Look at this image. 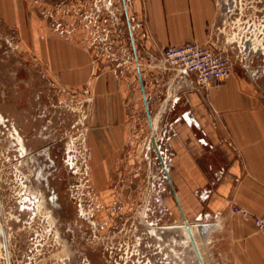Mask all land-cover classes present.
Masks as SVG:
<instances>
[{
    "label": "rangeland",
    "instance_id": "1",
    "mask_svg": "<svg viewBox=\"0 0 264 264\" xmlns=\"http://www.w3.org/2000/svg\"><path fill=\"white\" fill-rule=\"evenodd\" d=\"M131 2L0 0V264H198L164 171L177 152L174 121L197 87L179 85L141 44L145 23ZM214 4L208 39L228 49L229 77L253 98L250 78L237 74L236 41L250 20L264 38V0ZM76 64L84 77L63 81ZM201 191L187 220L199 223L205 263L240 264L222 221L240 216L238 205L205 221Z\"/></svg>",
    "mask_w": 264,
    "mask_h": 264
},
{
    "label": "crops",
    "instance_id": "2",
    "mask_svg": "<svg viewBox=\"0 0 264 264\" xmlns=\"http://www.w3.org/2000/svg\"><path fill=\"white\" fill-rule=\"evenodd\" d=\"M131 6L145 23L141 44L160 54L168 45L205 43L215 17L214 0H133ZM76 66L73 72L60 70L59 77L68 83L81 80L84 72ZM50 67L59 65L51 60ZM228 77L219 86L189 91L187 106L174 121L180 134L173 140L177 152L168 171L186 219L200 204L196 190L205 191V221L234 205L251 213L264 209V107L245 95L234 76ZM140 95L142 99L141 90ZM142 104L144 108L143 99ZM204 150L205 160L200 162ZM240 216L233 222L223 217V237L234 241L240 264H264V235L249 218Z\"/></svg>",
    "mask_w": 264,
    "mask_h": 264
},
{
    "label": "built area",
    "instance_id": "3",
    "mask_svg": "<svg viewBox=\"0 0 264 264\" xmlns=\"http://www.w3.org/2000/svg\"><path fill=\"white\" fill-rule=\"evenodd\" d=\"M161 59L164 65L174 70L178 78L195 87L219 85L230 75L235 64L228 49L211 38L205 43L187 41L168 45L162 49ZM237 210L264 235V209L259 213H251L238 206Z\"/></svg>",
    "mask_w": 264,
    "mask_h": 264
},
{
    "label": "flooded vegetation",
    "instance_id": "4",
    "mask_svg": "<svg viewBox=\"0 0 264 264\" xmlns=\"http://www.w3.org/2000/svg\"><path fill=\"white\" fill-rule=\"evenodd\" d=\"M248 18H245L247 20ZM251 26L248 34L239 32L236 41L237 74L239 78L249 77L252 84L253 100L264 106V38L259 40L254 31L255 25L250 20ZM247 26H249V24Z\"/></svg>",
    "mask_w": 264,
    "mask_h": 264
},
{
    "label": "water",
    "instance_id": "5",
    "mask_svg": "<svg viewBox=\"0 0 264 264\" xmlns=\"http://www.w3.org/2000/svg\"><path fill=\"white\" fill-rule=\"evenodd\" d=\"M124 9H125V13H126V16H127V11H126L125 3H124ZM128 26H129V22H128ZM129 34L131 35L130 27H129ZM131 42L133 43L132 37H131ZM136 70H137V74H138V81H139L140 90H141V94H142V99H143V103H144L146 120H147L148 126L151 127L150 111H149V107H148L147 97H146V94H145V91H144V87H143V82H142V77H141V73H140V68H139L138 65L136 66ZM152 140L154 142V140H155L154 137H152ZM154 145H155V150H156L157 157H159V160H160L161 164L164 166V161H163V159H162V157H161V155L159 153V149H158V147H157V145H156L155 142H154ZM164 171H165V174L167 176V179H168L169 185L171 187V190L173 191V195H174L176 204L178 206V209H179V211L181 213V217H182L183 221H185L187 219H186V217H185V215L183 213L182 207H181L180 202H179V200L177 198V195H176V192L174 190V187H173V185L171 183V180L168 177V173H167L165 167H164ZM191 241H192L193 247L196 250L197 257H198L200 263L203 264V261L201 259V255H200L199 251L197 250V246L195 244L194 239L192 238V235H191Z\"/></svg>",
    "mask_w": 264,
    "mask_h": 264
},
{
    "label": "bare ground",
    "instance_id": "6",
    "mask_svg": "<svg viewBox=\"0 0 264 264\" xmlns=\"http://www.w3.org/2000/svg\"><path fill=\"white\" fill-rule=\"evenodd\" d=\"M133 45H134V49H135V51H136V45H135V42H134V39H133ZM135 54V53H134ZM138 55V54H137ZM150 119H151V128L153 129V128H155L156 127V124H157V118H156V116H154L153 114H150ZM155 139V138H154ZM151 141V140H150ZM152 142V144L155 142L156 143V140H154V142H153V140L151 141ZM159 153H160V151H159ZM160 155H161V153H160ZM161 157H162V155H161ZM159 158V157H158ZM162 159H163V157H162ZM163 161H165V160H163ZM161 163V162H160ZM166 163H164V165H165ZM165 169H166V171H167V173H168V177L170 178V173H169V171L167 170V166H165ZM165 177L167 178V176L165 175ZM168 180V179H167ZM171 180V179H170ZM169 183V182H168ZM172 183V182H171ZM173 185V184H172ZM170 186V185H169ZM171 188V187H170ZM173 192V191H172ZM180 215H181V213H180ZM194 221V220H193ZM198 224L199 223H197V222H191V221H189V220H185V221H183L182 223H180L178 226H179V228L181 229V233L183 234V235H185L186 237H187V239L189 240V242H190V245H191V248L193 249V251H194V253H195V256H196V258H197V261H198V264H201L200 263V261H199V259H198V257H197V253H196V250H195V248L193 247V244H192V241H191V235H192V238L194 239V241H195V244H196V246H197V250L199 251V253H200V255H201V259H202V261H203V264H206L205 263V260H204V257H203V254H202V251H201V248H200V245H199V240H198V238H197V236L198 235H196V232H197V234H199L200 233V227L198 226ZM191 233V234H190ZM177 240V239H176ZM183 244V243H182Z\"/></svg>",
    "mask_w": 264,
    "mask_h": 264
}]
</instances>
